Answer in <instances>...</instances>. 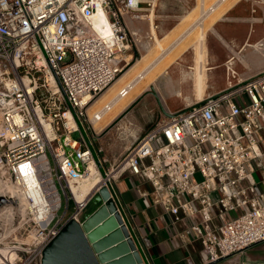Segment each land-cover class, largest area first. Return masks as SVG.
Masks as SVG:
<instances>
[{
    "label": "built area",
    "instance_id": "built-area-1",
    "mask_svg": "<svg viewBox=\"0 0 264 264\" xmlns=\"http://www.w3.org/2000/svg\"><path fill=\"white\" fill-rule=\"evenodd\" d=\"M227 1L203 9L185 33ZM144 2L0 0V198L8 199L0 203V264H43L67 221L128 171L151 182L153 203L175 221L192 217L207 261L264 242V193L253 180V162L264 157V72L242 79L232 69L227 89L159 121L110 166L100 155L105 175L89 147L78 120L100 154L88 108L130 65L127 53L140 39L124 15L141 19ZM147 4L154 9L157 0ZM102 8L108 32L94 26ZM93 165L103 178L85 194L80 181Z\"/></svg>",
    "mask_w": 264,
    "mask_h": 264
},
{
    "label": "crops",
    "instance_id": "crops-1",
    "mask_svg": "<svg viewBox=\"0 0 264 264\" xmlns=\"http://www.w3.org/2000/svg\"><path fill=\"white\" fill-rule=\"evenodd\" d=\"M228 4L225 12L206 30L204 39L194 40L179 48L187 36L183 33L169 42L159 61H165L178 49L169 60L171 63L157 74L156 82L148 86L139 96L142 97L140 102L128 113L151 114L152 124L146 131L152 129L161 118L180 113L227 89L232 69L242 79L264 72V47L257 46L260 42L264 43V0H232ZM142 6L145 10L141 19H134L130 14L124 15L129 29L138 31L140 39L136 47L127 53L130 62L155 51L154 37L149 38L152 35V23L147 0ZM197 7L198 0H157L154 26L160 38L174 37L186 17ZM197 61H207L208 65L201 98L196 83ZM149 94H155L156 98L152 99L150 105L143 106L141 101ZM130 123L134 124L132 121ZM121 125L119 122V129ZM262 162L261 166L253 162L254 187L260 194L264 193V157ZM115 178L110 187L112 196L130 220L149 264L213 263L207 261L201 251L202 244L194 232L192 217L177 222L173 215L155 205L151 197L153 185L143 176L128 171ZM217 195V192L212 194L214 199ZM214 264H264V242Z\"/></svg>",
    "mask_w": 264,
    "mask_h": 264
},
{
    "label": "water",
    "instance_id": "water-1",
    "mask_svg": "<svg viewBox=\"0 0 264 264\" xmlns=\"http://www.w3.org/2000/svg\"><path fill=\"white\" fill-rule=\"evenodd\" d=\"M141 99L139 97L133 102L106 131L125 119ZM78 124L92 149L83 123L78 120ZM96 159L105 175L100 159ZM7 200L0 198V203ZM78 218L69 219L47 245L43 264H149L128 217L113 198L111 188L101 187ZM223 260L219 259L212 264Z\"/></svg>",
    "mask_w": 264,
    "mask_h": 264
},
{
    "label": "bare ground",
    "instance_id": "bare-ground-1",
    "mask_svg": "<svg viewBox=\"0 0 264 264\" xmlns=\"http://www.w3.org/2000/svg\"><path fill=\"white\" fill-rule=\"evenodd\" d=\"M202 2L206 3L207 1L202 0ZM230 2H232V0H230ZM230 2L227 1L223 5L216 8L214 12H212L211 14L208 15V17L213 16L212 20H215L218 16H221V14L223 12H225V9L229 5L228 3H230ZM142 10H145V9H142ZM217 10L218 11L220 10V13ZM216 11L220 15H215ZM150 12H151V14H149V18H150L151 23H152L151 32H152V35H153L154 40H155V45H156V47L159 46V49L163 50V52H160L161 54L159 56H157V58H155L156 62H152V63H155V65L153 67L151 66V64H150L151 62L149 61V63L146 65V67L141 72H139L138 75H136L133 79H131L129 82H127L130 79L132 73L136 72V70L139 68L140 61L142 60V58L137 60L134 64L130 65L129 68L125 69V71L108 88H106V90L101 95H99V97L92 99V103L90 104V106L88 108L89 118H90L91 122H93L92 124H93L94 128L99 133L106 131L108 129V127L117 119V117H119L133 103V101L135 99H137V97H139L145 90H147L148 86H150L151 84H154L157 80V74L152 75L151 72L154 69H156L158 72V70H159L158 65L160 64V62H163V61H159V60L162 59V56L166 51V47L164 46L165 38L164 37L160 38V36L157 33L156 27L154 26V21H155L154 17H155L156 13L154 12L153 8H150ZM94 26L98 30L105 31V32L109 31L108 25H107L106 13H105L104 8L100 9L98 11V13L95 15ZM205 32H206V30L204 29V31H202L200 33V36H199L200 40L205 38V34H206ZM189 34H190V32H189ZM185 37H187V36H185ZM169 52H172V51H169ZM203 52H204V50H203ZM167 55L168 54L166 53V56ZM144 57H147V54L146 55L144 54L143 58ZM207 69H208L207 61H197L196 83H197V88L199 91V95H200L199 97L200 98L202 97V93H203V90H204V87L206 84L205 83V76H206ZM227 73H228V71H227ZM128 85H132V89L130 91V94L127 97L120 98L118 96L119 91L123 87H126ZM100 104H103V105L101 107H98ZM107 106L108 107L110 106L109 110L106 108ZM71 125H75L74 120H71ZM47 128H48L49 137H52L53 133H52V129H51L50 125H47ZM1 150H2V148L0 147V153H1ZM102 178L103 177H102L101 173L98 171L97 167L93 165L92 166V174L89 177L85 178L84 180L80 181L79 188L86 194V192L90 191L93 187L99 185V183H101V181H102ZM25 179H26L27 184L30 187L34 185V183H35L34 177L29 175V176H26ZM2 186H4V184L0 183V188L4 189L5 187H2ZM75 188L76 187L74 186V189ZM1 190H0V193L2 192ZM10 212H11V210L9 209L6 213L3 214V217H6L7 214H10Z\"/></svg>",
    "mask_w": 264,
    "mask_h": 264
},
{
    "label": "rangeland",
    "instance_id": "rangeland-1",
    "mask_svg": "<svg viewBox=\"0 0 264 264\" xmlns=\"http://www.w3.org/2000/svg\"><path fill=\"white\" fill-rule=\"evenodd\" d=\"M121 1V0H120ZM206 3H203L202 0H198V7L194 9L190 15L186 17L182 25L178 28V31L176 35L170 39L168 37H165V44L164 46L167 47L168 44H170V41H173L175 38L179 37V35H182L185 33L194 23H196L197 19L201 15V12L203 9H207L215 0H206ZM218 11V10H217ZM215 12V15H220V10L218 12ZM224 13V12H223ZM211 14V13H210ZM213 16H209L206 18L204 21V26L203 28L201 26L196 27L192 31H190V34H187V37L183 40V42L179 45V48L184 47L187 43H190L194 40H198L200 33L202 31L207 30L211 27L212 23L214 20H212ZM207 23V24H206ZM205 27V28H204ZM167 43V44H166ZM155 48L153 52L150 54H147V57L142 58V61H140L139 68L136 70V72L132 73L130 79L127 81L129 82L131 79H133L136 75H138L139 72H141L146 65L151 62V66L153 67L156 62L155 58L159 56L163 52V50L159 49V46L155 47L156 45H153ZM178 49H176L172 54H170L165 61L160 62L158 65L159 70L157 72L156 69L152 70L151 74H159L164 67L169 65L171 61H169L172 57L177 52ZM159 53V54H158ZM153 56V57H152ZM146 60V61H143ZM148 60V61H147ZM152 60V61H151ZM136 61H132L130 65L134 64ZM129 65V66H130ZM128 66V68H129ZM161 70V71H160ZM126 82V83H127ZM153 98H156L155 94H149L147 95L142 101L141 104L143 106H148L151 104V101ZM104 104V103H103ZM103 104H100L98 107H101ZM163 116V115H161ZM168 117L161 118L162 119H167ZM133 122L134 124L130 123ZM126 122V124H125ZM122 125L121 128L119 129L118 125L110 129L109 131H104L102 133H99V137L96 139V144L101 146L103 148L102 152L99 154L97 151L96 145L93 143L89 131L85 128L86 134L89 138V141L91 143V147L93 149V152L95 153V156L100 159V155L107 159L106 162V167L110 166L115 162L116 159H119L121 156L124 155L126 152V149L134 142L137 140L138 137L142 136L146 130L149 128V126L152 124V116L151 114H141L140 112H133L131 114H128L125 119L121 121ZM84 126V125H83ZM73 139H79L80 138V132H75L71 135ZM51 156V155H50ZM101 160V159H100ZM101 163V161H100ZM198 179L200 178L199 175H197ZM73 207V204L71 203L70 208ZM130 222V220L128 219Z\"/></svg>",
    "mask_w": 264,
    "mask_h": 264
}]
</instances>
